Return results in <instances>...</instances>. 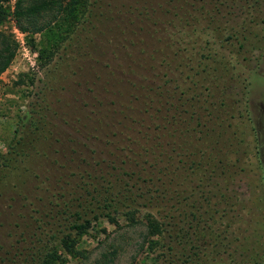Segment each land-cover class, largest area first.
<instances>
[{
  "label": "rangeland",
  "instance_id": "obj_1",
  "mask_svg": "<svg viewBox=\"0 0 264 264\" xmlns=\"http://www.w3.org/2000/svg\"><path fill=\"white\" fill-rule=\"evenodd\" d=\"M15 2L3 0L10 15L0 25L14 52L0 73V256L55 233V204L61 194L68 196L71 189L90 195L95 187L106 186L101 177H110L112 170L100 166L101 159L113 145L102 139L96 120L106 103L116 107L110 104L117 98L108 87L120 84L117 71L121 74L124 66L127 73L148 71L144 63L152 62L175 87L183 85L176 78H185L189 61L196 60L189 57L192 53L198 58L211 53L224 61V82L235 78L230 68L236 62L253 69L247 103L232 84L225 87V105L214 110V160L197 155L194 170L168 166L161 187L142 184L151 191L137 199L144 206H139L135 222L123 216L117 224L99 218L79 238L77 247L86 257L64 256L66 264H251V245L264 229V43L249 51L247 47L246 60L234 52V45L204 44L202 36L222 37L219 30L236 22L203 18L214 14L204 0H87L71 31L58 30L50 10L21 18L23 31L12 13ZM39 26L44 29L34 32ZM254 32L264 33V25ZM76 44L82 47L75 49ZM179 54L184 59L174 71V55ZM213 93L214 99L222 96L218 88L209 95ZM197 137L203 147L202 133ZM147 212L163 228L152 247L142 243Z\"/></svg>",
  "mask_w": 264,
  "mask_h": 264
},
{
  "label": "trees",
  "instance_id": "obj_2",
  "mask_svg": "<svg viewBox=\"0 0 264 264\" xmlns=\"http://www.w3.org/2000/svg\"><path fill=\"white\" fill-rule=\"evenodd\" d=\"M24 1L16 0L12 12L23 31L26 30L19 24L21 18H30L49 10L55 16L58 30L64 28L71 31L74 22L80 20L84 14L87 4V0H32L28 5H25ZM204 1L207 2V7L212 6L214 9V14L207 12L208 15L203 17L208 21L211 20V16L221 20H236L235 23H230L229 29L219 30L222 37H212L211 40L202 36L204 44L210 45V41L215 44L218 41L219 48L234 45V52L240 53L242 59L246 60L244 55L247 47L249 51V48H260L264 43V33L254 32L256 26L264 25V0H229L231 4H226V0ZM221 6L229 7L228 11H224ZM9 15V9L3 0H0V25ZM196 18L195 16L191 20ZM33 23L36 21L33 20ZM42 29L44 27L39 26L33 31L39 32ZM221 31L226 32L221 34ZM10 41L9 36L0 30V73L7 68L14 55ZM195 42L198 48H205ZM75 47L77 49L82 46L76 44ZM174 56L176 71L184 58L180 57V54ZM189 57L193 61L196 60L191 62L186 55V60L190 63L189 71L185 78L181 76L176 78L182 79L183 85L177 84L175 87L169 84L168 74L158 73L152 62L149 65L144 63V66H148V71L133 70L127 73L125 72L127 66L123 67L121 74L117 71L115 76L120 84L108 87L110 94L117 98L110 104H115L116 107L111 108L109 103H106L105 112L96 120L101 127L102 139L107 145H113L108 151L109 154L101 159L100 166L112 170L110 177H101L106 186H101V189L95 187L90 191V195L89 192H85L83 196L71 189L68 196L66 192L61 194L59 202L55 204L57 207L55 225L58 226L55 233L44 241L38 238L37 244L32 243L31 246L20 250L16 246L12 247L4 256H0L1 264H66L64 254L71 258L86 257V252L77 245L79 238L87 232L92 223L99 218H105L110 223L117 224L120 216L136 221L134 215L140 211L139 206H144L139 204L137 199L144 198L151 191L143 189L142 184L151 182L150 185L156 184L157 188L161 187L164 184L163 179L168 174V166H176L177 171L184 166H192L194 170L193 166H199L197 155H206L210 157V161L214 160L211 157L213 152L210 144L213 136L211 126L214 124H211V121L214 118V110L225 105L224 90L232 84L238 85L247 103L249 75L253 69L236 62L230 68L237 73L235 78L233 80L229 78L224 82L221 76L226 66L222 58L214 54L211 57V53L207 56L200 55V58L197 57V53H192ZM205 58L209 62L204 64L201 60ZM126 59L131 61L128 57ZM149 60H154V56L150 55ZM186 65L189 66L187 61ZM208 71H213L217 75L209 76ZM181 73L182 71L179 72ZM216 88L222 94L219 100L213 98L214 93L209 95ZM203 91H207L208 95L203 97ZM100 127L94 126L93 129ZM199 132L204 138L201 141L203 147L206 145L204 148L198 143ZM103 189L105 190L102 196ZM137 190L141 193L137 194ZM144 219L146 232L142 243L152 247L157 244L154 237L162 233V222L151 212H147Z\"/></svg>",
  "mask_w": 264,
  "mask_h": 264
},
{
  "label": "flooded vegetation",
  "instance_id": "obj_3",
  "mask_svg": "<svg viewBox=\"0 0 264 264\" xmlns=\"http://www.w3.org/2000/svg\"><path fill=\"white\" fill-rule=\"evenodd\" d=\"M261 154L263 155V162H264V154L263 153ZM262 166H264V164H262ZM263 176H264V172H263ZM251 247L255 250L253 254H250L251 264H264V229H262L258 241L252 244Z\"/></svg>",
  "mask_w": 264,
  "mask_h": 264
}]
</instances>
